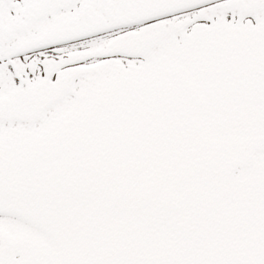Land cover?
<instances>
[{
  "label": "snow or ice",
  "instance_id": "obj_1",
  "mask_svg": "<svg viewBox=\"0 0 264 264\" xmlns=\"http://www.w3.org/2000/svg\"><path fill=\"white\" fill-rule=\"evenodd\" d=\"M0 264H264V0H0Z\"/></svg>",
  "mask_w": 264,
  "mask_h": 264
}]
</instances>
